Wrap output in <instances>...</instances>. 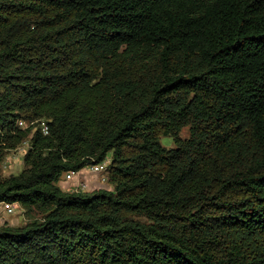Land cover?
Listing matches in <instances>:
<instances>
[{
	"label": "trees",
	"instance_id": "trees-1",
	"mask_svg": "<svg viewBox=\"0 0 264 264\" xmlns=\"http://www.w3.org/2000/svg\"><path fill=\"white\" fill-rule=\"evenodd\" d=\"M29 137L0 264H264V0H0V161Z\"/></svg>",
	"mask_w": 264,
	"mask_h": 264
},
{
	"label": "rangeland",
	"instance_id": "rangeland-1",
	"mask_svg": "<svg viewBox=\"0 0 264 264\" xmlns=\"http://www.w3.org/2000/svg\"><path fill=\"white\" fill-rule=\"evenodd\" d=\"M20 122H25V121H23V120L19 121V126H20ZM25 126L29 127L30 124L28 122H26ZM181 137L183 139H186L189 137L188 128L183 130V132L181 133ZM29 139H30V137L28 139H26V141H28ZM26 141H24L22 144L18 145L15 149L6 150L4 152V156H3L2 160L0 161V179H8L12 176H18L25 169L24 156H25V153L29 149V145L25 144ZM160 143L162 144L163 147H165L167 149H172L175 147L174 140L171 137L161 136L160 137ZM107 159L111 163L112 155H109V157ZM83 172L86 174V177L84 175L83 181L85 183H82V184H85V185L87 184L88 187L86 188V190H81L79 192L86 193V194H92L95 191H99L101 189L107 190V191H113L114 190V185L110 182V175L108 173L109 171L107 173L103 174L102 176L90 174L88 172L87 168H85ZM102 178L106 179L104 186L102 185L103 187H101L99 189L95 188L96 187L95 182L100 181L103 184V182L101 180ZM64 181H65V176L61 178V180L59 181V184H58L59 187L64 192H68V193L76 192V189L78 188V186H76L77 183H75V185L72 183L67 185L66 183H64ZM32 220L33 219H31V217H29L26 214L25 209L21 205L16 207L15 213H13V214H8L5 206L0 205V228H2V227L23 228L28 223H30Z\"/></svg>",
	"mask_w": 264,
	"mask_h": 264
},
{
	"label": "built area",
	"instance_id": "built-area-1",
	"mask_svg": "<svg viewBox=\"0 0 264 264\" xmlns=\"http://www.w3.org/2000/svg\"><path fill=\"white\" fill-rule=\"evenodd\" d=\"M35 123L37 124L38 128L42 131V133L44 135H48V133H49V125H48V121L47 120L42 119V120L36 121ZM35 123H32V124L34 125ZM25 125H26V122H20V127L21 128H27ZM25 144L29 145V141H26ZM109 166H110V161L108 159H106L102 163L89 165L87 167V169H88V172L93 174V175L102 176L103 174L108 172ZM80 173L81 172L66 174L64 182H67V183L72 182L75 179V177L78 176ZM101 180H102L103 184L106 182L105 178H102ZM86 188H87V185L81 184L76 189V192H79L81 190H86ZM0 205H4L5 206L6 211H7L8 214L15 213L16 207L19 206L18 203H14V204L0 203Z\"/></svg>",
	"mask_w": 264,
	"mask_h": 264
},
{
	"label": "crops",
	"instance_id": "crops-1",
	"mask_svg": "<svg viewBox=\"0 0 264 264\" xmlns=\"http://www.w3.org/2000/svg\"><path fill=\"white\" fill-rule=\"evenodd\" d=\"M84 171V170H83ZM83 171H81V173L78 175V176H76L75 177V179L72 181V182H69V183H67V182H64V183H66L67 185H69V184H74L75 185V183H77V185L76 186H79V185H81L82 183H85L84 181H83V177H84V175H85V177H86V174L83 172ZM91 174V173H90ZM93 175V174H92ZM87 185V184H86ZM95 185H96V187L95 188H101V187H103L104 186V184H102L100 181H98V182H95ZM103 185V186H102ZM87 187H88V185H87Z\"/></svg>",
	"mask_w": 264,
	"mask_h": 264
}]
</instances>
